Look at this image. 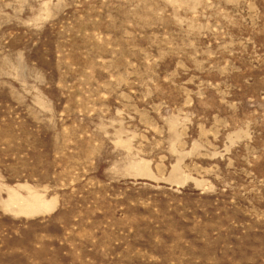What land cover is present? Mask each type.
Here are the masks:
<instances>
[{"label":"rangeland","instance_id":"374dc122","mask_svg":"<svg viewBox=\"0 0 264 264\" xmlns=\"http://www.w3.org/2000/svg\"><path fill=\"white\" fill-rule=\"evenodd\" d=\"M0 264H264V0H0Z\"/></svg>","mask_w":264,"mask_h":264}]
</instances>
